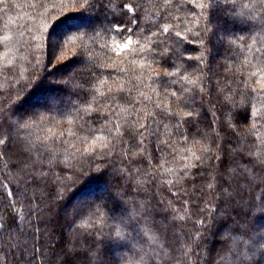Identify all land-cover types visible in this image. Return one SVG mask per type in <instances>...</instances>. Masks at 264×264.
Here are the masks:
<instances>
[{"label":"trees","instance_id":"1","mask_svg":"<svg viewBox=\"0 0 264 264\" xmlns=\"http://www.w3.org/2000/svg\"><path fill=\"white\" fill-rule=\"evenodd\" d=\"M125 3L135 11L124 9ZM91 10L96 12L91 14ZM115 24H123L124 31L117 32ZM48 32L49 47L45 40ZM129 37L133 44L121 52L116 45ZM61 40L60 52L62 48L74 50L57 62L60 52L55 53V49ZM137 78L151 85L141 91L152 97V103L144 101L152 110L155 103H161L181 113L194 110L197 114L192 123L185 124L188 140L175 138L171 166H178L182 156L200 155L205 144L213 150L219 145L224 156L218 165L221 169L230 162L233 148L251 145L264 151V0H8L7 8L0 11V103L5 108L14 106L17 115L31 124L18 130L25 142L59 138L67 141L66 146L87 147L91 138L86 143L80 139L86 135L85 129L89 123L99 128L102 121L96 119V113L88 116L84 110L104 103L100 92L132 88ZM173 91L177 96L183 93L187 106L181 102L176 108ZM132 94L139 97L137 91ZM38 98H42L41 103L26 106ZM249 110L256 113L251 119ZM155 156L153 150L152 163L159 167ZM214 163L210 160L203 169H193L204 175L172 189L180 194L179 200L167 187L156 184L141 188L138 194L132 191L148 168L146 160H134L129 166L116 154L100 162L99 170L88 162L75 175L57 168L56 173L72 179L63 182L62 199L57 200L53 193L51 201L43 202L44 207L53 205L52 224H47L48 216L33 224L42 229L41 236L54 227L62 244L66 237L77 247L83 241L96 247L98 255L89 259L81 254L77 264H147L146 253L159 252L167 259V249L160 245H175L176 241L170 231L167 240L145 243L141 230L147 232L148 223L136 216L137 205L146 200L153 205L161 199L171 200L177 214L185 215L183 221L177 220L178 235L189 241L190 264H217L221 257V264H241L242 257L227 250L234 249V244L247 252L243 264H264V214L249 212L247 207L236 208L227 221L218 222L216 235L203 241L200 248L192 242L200 230L195 222L206 219L214 204V197L207 192L202 200L197 199L199 193L194 194L192 185L203 187ZM125 166L141 168L140 175L132 172L122 182L119 169ZM205 203L209 207L201 211ZM157 213L168 215L159 206ZM233 220L239 221L241 231H247L248 236L234 232L243 243H229L220 251L223 243L216 237L236 227ZM117 230L123 240L114 239ZM7 258L8 264L16 263ZM157 264H163L159 256Z\"/></svg>","mask_w":264,"mask_h":264},{"label":"snow or ice","instance_id":"2","mask_svg":"<svg viewBox=\"0 0 264 264\" xmlns=\"http://www.w3.org/2000/svg\"><path fill=\"white\" fill-rule=\"evenodd\" d=\"M0 6H3L0 11L5 10L8 0H0ZM122 7L129 12L135 11L128 3L123 4ZM114 28L117 32L124 31L123 24H115ZM127 31L131 32L132 29L129 28ZM164 31L167 32L168 29L165 28ZM49 32L45 37L47 47H49ZM176 35L179 36L180 33L177 32ZM4 39L7 40L8 37ZM62 44L63 40L57 45L55 53L60 52ZM132 44L133 40L129 37L123 45L117 44L116 47L123 52ZM53 58H56L55 54ZM137 81L132 88L120 87L115 90L109 88L106 93L100 92V96L104 97V103H98L96 108L89 105L84 110L88 116L96 113V119L102 121L99 128L89 123L85 129L86 135L80 139L86 143L90 137L92 143L84 148L76 147L74 144L66 146L67 141L59 138L56 140L45 138L38 143L25 142L19 136L18 130L30 128L31 124L26 117L17 115L14 106L5 108L3 103H0V264H8L6 257L13 258L16 264H76L81 254L89 259L93 255H98L96 247L88 246L87 241H83L77 247L65 237V242L62 244L54 227L41 236L42 229L33 222L38 221L42 216H48L47 224L49 226L52 224L55 218L53 205L49 203L44 207L43 202L51 201L53 193L57 200L62 199L60 188L63 182L72 179L71 176L59 175L55 169L60 168L61 172L69 171L75 175L77 171L82 172L85 162H88L89 166L95 165L99 170L100 162H106L116 154L122 161L127 160L129 166L134 160L148 162V168L144 170L142 180L134 185L133 192L138 194L141 188L156 184L159 187H167L178 200L180 194L172 191L174 187L182 186L189 179L195 181L204 175L203 172H194L193 169H203L210 160L217 162L212 164L213 171L207 174L210 179L203 187L197 189L195 184L192 185L194 194L199 193L197 199L202 200L206 192L214 197L212 211L207 218L195 222L200 230L191 239L196 243L197 248L201 247L203 241L216 235L214 229L217 223L227 221L236 208L247 207L249 212L255 210L264 214V151L254 150L251 145L233 148L229 153L230 162L221 169L218 165L224 156L219 151V145L213 150L205 144L200 155L193 152L190 156H182L178 166H171L173 161L169 157L175 159L177 145L175 138L179 137L181 141L188 140L185 124L192 123L197 114L194 110L181 113L166 104L162 106L161 103H155V110H152L144 103V101L152 103V97L141 91L143 88H151V85L139 78ZM92 90V86L89 85V91ZM133 91L139 92V97H143V100L134 96ZM0 95L3 93L0 92ZM171 95L176 97L177 109L181 102L187 106V102L183 101V93L177 96L173 91ZM93 102H96L95 97ZM255 115L256 113L249 110V119ZM14 129L17 130L15 136ZM125 132L128 134L127 137ZM153 150L159 167L152 163ZM132 172L140 175L141 168L121 167L119 175L122 182ZM119 199L120 196L117 195V200ZM258 199L259 204L256 203ZM183 203L184 213L187 214V201ZM157 206L168 215H159ZM208 207L209 205L205 203L201 211H207ZM136 216L148 223L147 232L141 230L145 243L155 244L161 238L167 240L170 231L171 239L176 241L175 245H160L161 248L167 249V259L159 252L152 255L146 253L147 264H157V256L163 264H169V261L172 264H190L192 252L187 249L189 241L178 235L177 220L183 221L185 215L177 214L171 200L161 199L156 205L146 200L144 204L137 205ZM73 223L76 224L75 221ZM233 223L236 227L219 234L225 249L229 243H243L237 241L234 232L248 236L247 231H241L239 221L233 220ZM76 227L79 228L80 225ZM85 235L95 234L85 233ZM114 239H124L120 230L115 232ZM41 240L46 243L41 244ZM261 248H264V245H261ZM227 250H235L236 254L242 257L241 264L243 259L247 258V252L242 248H235V244L234 249ZM222 260L223 257L217 261V264H221Z\"/></svg>","mask_w":264,"mask_h":264},{"label":"rangeland","instance_id":"3","mask_svg":"<svg viewBox=\"0 0 264 264\" xmlns=\"http://www.w3.org/2000/svg\"><path fill=\"white\" fill-rule=\"evenodd\" d=\"M85 10V9H84ZM96 10V9H95ZM92 11L91 10V14L92 13H94V12H96V11ZM78 11V10H77ZM79 11H83V8L82 9H80ZM75 12H76V10H75ZM74 12V13H75ZM86 22H88V20L86 21ZM76 25V23L73 25V26H75ZM223 38V37H222ZM54 39V41L56 40V37H54L53 38ZM121 45H123V43H120ZM74 49L73 48H62V50H61V52L59 53V56L57 57V59H56V61L57 62H59V61H62L63 60V58L66 56V55H68V54H70L71 53V51H73ZM40 99H42V98H40ZM39 98L38 99H36L35 100V103L34 102H27L26 103V106H28V107H33L34 105H36V103H41V101L42 100H40ZM37 101V102H36ZM57 124V126L59 125V123H56ZM53 126V125H52ZM54 127V126H53ZM216 239H219V237H216ZM219 241H221L220 239H219ZM222 242V241H221ZM223 243V242H222ZM224 247V246H223ZM228 247V246H227ZM222 249H225V247L224 248H221L220 249V251L222 250ZM8 259V258H7ZM8 262H9V260H8ZM78 263V260H76V264ZM9 264H11V263H9ZM12 264H13V262H12ZM14 264H16V263H14Z\"/></svg>","mask_w":264,"mask_h":264}]
</instances>
